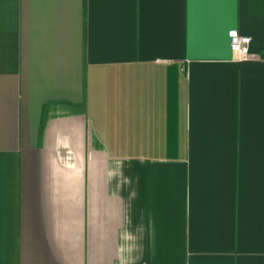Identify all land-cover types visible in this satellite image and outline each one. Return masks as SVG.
Returning <instances> with one entry per match:
<instances>
[{
	"label": "crops",
	"instance_id": "crops-1",
	"mask_svg": "<svg viewBox=\"0 0 264 264\" xmlns=\"http://www.w3.org/2000/svg\"><path fill=\"white\" fill-rule=\"evenodd\" d=\"M0 264H264V0H0Z\"/></svg>",
	"mask_w": 264,
	"mask_h": 264
},
{
	"label": "built area",
	"instance_id": "built-area-1",
	"mask_svg": "<svg viewBox=\"0 0 264 264\" xmlns=\"http://www.w3.org/2000/svg\"><path fill=\"white\" fill-rule=\"evenodd\" d=\"M231 49L236 60H247L250 58L251 36L243 35L236 29L229 32Z\"/></svg>",
	"mask_w": 264,
	"mask_h": 264
}]
</instances>
